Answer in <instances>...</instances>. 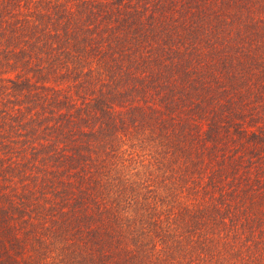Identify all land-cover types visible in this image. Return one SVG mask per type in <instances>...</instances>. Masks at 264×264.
Listing matches in <instances>:
<instances>
[{
  "label": "trees",
  "instance_id": "obj_1",
  "mask_svg": "<svg viewBox=\"0 0 264 264\" xmlns=\"http://www.w3.org/2000/svg\"><path fill=\"white\" fill-rule=\"evenodd\" d=\"M0 264H264V0H0Z\"/></svg>",
  "mask_w": 264,
  "mask_h": 264
}]
</instances>
